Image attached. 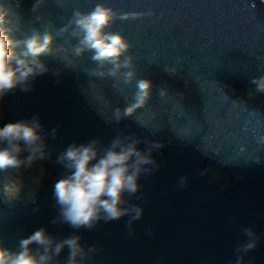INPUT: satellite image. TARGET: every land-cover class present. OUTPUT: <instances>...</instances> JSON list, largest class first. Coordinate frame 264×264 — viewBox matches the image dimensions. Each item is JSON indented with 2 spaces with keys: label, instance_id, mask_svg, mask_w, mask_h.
<instances>
[{
  "label": "water",
  "instance_id": "1",
  "mask_svg": "<svg viewBox=\"0 0 264 264\" xmlns=\"http://www.w3.org/2000/svg\"><path fill=\"white\" fill-rule=\"evenodd\" d=\"M43 60L50 68H59L60 76L49 73L38 77L31 91L17 89L0 99L3 122L39 114L46 132L59 125L56 138L46 140L52 156L38 165L47 169L49 176L34 199L15 205L4 203V170H0V242L14 248L21 237L40 227L58 238L73 234L66 224L50 223L57 215L53 187L65 174L55 163L56 154L73 141L99 136L107 142L124 130L162 141V155L156 156L161 167L141 179L144 198L132 200L143 207L142 218L132 225L133 234L126 227L127 216L108 223L100 221L91 230L81 228L76 232L83 245L96 247L87 264H229L235 259L234 249L245 240L241 232L245 226H251L260 236L256 249L245 256V264L249 258L252 264H264V162L222 165L195 145H174L167 138L154 137L136 119L128 118L119 125L107 123L84 100L75 71L52 59ZM208 166L220 168L231 185L221 188L213 183ZM185 174L187 187L178 188L179 177Z\"/></svg>",
  "mask_w": 264,
  "mask_h": 264
},
{
  "label": "clouds",
  "instance_id": "2",
  "mask_svg": "<svg viewBox=\"0 0 264 264\" xmlns=\"http://www.w3.org/2000/svg\"><path fill=\"white\" fill-rule=\"evenodd\" d=\"M40 3L43 0H37V4L33 5L34 12ZM250 7L255 8V4ZM130 15L137 14L121 13L117 16L111 8L97 3L86 13L74 11L69 25L61 31L74 26L72 35L78 39L71 49L73 55L78 57L90 52V60L96 62L100 69L111 65L107 72L94 70L96 76L108 75L128 84L135 77L132 57L127 55L129 42L119 32L108 29L115 19L127 20ZM5 18L6 12L0 7V99L17 89L31 91L38 77L49 73L54 77L60 76L59 68H50L41 59L52 53L53 36L47 31L42 34L34 32L22 41L14 40L7 34ZM21 46L22 51L17 53L16 49ZM164 72L176 75V69L167 66ZM54 82L58 84L60 81L56 79ZM250 83L252 87L247 89L249 99L264 95V75L252 78ZM151 89L150 80H136L133 102L123 108L116 107L106 122L119 125L131 118L137 109L145 105ZM159 94L165 96L166 90L160 89ZM3 121L4 114L0 112V170H27L51 159L52 151L46 140L56 138L59 125L46 132L39 114ZM163 147L162 141L149 140L124 130L117 131L107 142L96 136L85 142L69 143L56 154L55 163L62 166L65 174L56 180L53 187L57 215L50 223L58 226L66 224L74 230L73 234L58 238L45 227H40L21 237L14 248L0 242V264H87L96 247L83 245L81 236L76 232L81 228L91 230L100 221L108 223L127 216L126 227L129 234H133L132 225L142 218L143 207L132 200L144 198L140 181L160 169L156 156L162 155ZM39 171L44 175L47 170L40 165ZM187 183L188 176L185 174L179 177L177 186L185 188ZM241 232L245 240L236 246L235 259L229 264H245V256L258 246L260 236L254 228L245 226ZM65 249L66 255L61 258ZM247 264H252L251 258Z\"/></svg>",
  "mask_w": 264,
  "mask_h": 264
},
{
  "label": "trees",
  "instance_id": "3",
  "mask_svg": "<svg viewBox=\"0 0 264 264\" xmlns=\"http://www.w3.org/2000/svg\"><path fill=\"white\" fill-rule=\"evenodd\" d=\"M97 3L111 8L117 16L121 13L137 14L136 16L130 15L127 20L115 19L108 29L119 32L129 42L130 47L127 55L133 59L151 60L154 64L164 68L166 66L174 68L181 75L191 73L194 77H207L209 80L221 82L227 79L228 81L224 83L230 89L245 95H247V89L252 87L250 83L252 78L264 75V37L260 36L259 38L244 33L235 37L236 47L229 48L230 46L213 31L208 32L206 36L197 33L200 22L195 20L196 17L188 16L189 23L186 24L178 15V11L176 12L177 16H175V12L163 4L154 7L156 3L154 0H150L149 4L143 3L144 8L134 0H43L35 12L32 8L34 4H37V0H0V7L6 12L5 28L10 38L22 41L34 32L41 34L45 31L49 32L53 36V51L41 59H52L66 66L61 60L60 51L59 54H55L58 48L64 50V55L68 57L70 67H72L69 69L76 72L77 83L84 85L89 81L94 82L96 80L97 76L94 74V70L102 69L96 62L90 60V52H85L78 57L73 53L70 54V49L77 43L78 39L72 35L74 26H69L67 31L63 32L61 29L69 25L74 11L79 10L86 13L91 11ZM168 7L174 8L172 5H168ZM209 33H213L214 36L208 41L206 37ZM219 43L221 44L219 45ZM154 48L156 49L154 50L156 51V58L152 56L150 58V53ZM16 51L17 53L21 52L22 46ZM235 54L237 58L232 57ZM227 96L230 98L229 95ZM253 98L259 99L253 101L255 104L253 102L251 104L257 105L253 108L255 110L254 116L259 119L260 124H264V95H256ZM84 100L86 103L88 102L87 104L91 108L99 110V106L92 96H84ZM143 124L150 129L149 123ZM167 131L164 130L156 136L166 137L171 144H179V140L173 137L172 133H169L170 131ZM259 135L262 134L259 133ZM198 137L202 138V133ZM193 143L199 147L201 140L196 138ZM258 143L257 154L248 160L240 156L230 158L227 150H223L226 153L221 151L216 153L209 149L204 155L217 158L220 161L230 158L229 162L237 165L256 164L264 161V140ZM48 176L49 173L37 191L46 185ZM4 179L3 174L2 185ZM27 197V192L22 190L14 199H9L3 194V201L8 205H15L25 202Z\"/></svg>",
  "mask_w": 264,
  "mask_h": 264
},
{
  "label": "rangeland",
  "instance_id": "4",
  "mask_svg": "<svg viewBox=\"0 0 264 264\" xmlns=\"http://www.w3.org/2000/svg\"><path fill=\"white\" fill-rule=\"evenodd\" d=\"M194 10L196 11L195 8ZM201 33L203 36L207 35L206 30H202ZM222 39L227 42V45L232 42ZM154 50L156 49L151 51L150 58L151 56L156 58ZM59 51L62 62L66 64V67L72 68L68 57L64 55V50L58 48L55 54H59ZM232 57L237 58V55ZM109 67L110 65H106L102 71L107 72ZM132 68L135 77L128 84L123 83L122 79L118 80L108 75L97 76L94 82L89 81L84 85L77 83L79 87L80 85L82 87L81 93L84 96H92L98 104L99 110L95 108V111L103 120H108L116 107L123 108L133 102L136 80L144 78L152 82L151 94L145 105L137 109L131 118L141 123H149L150 130L154 134L160 135L162 131L168 130L167 132L170 131L169 133L179 140V144L186 145L194 144V139L198 138L201 143L197 147L203 154H206L209 149L216 153L219 151L226 153L223 150H227L230 158L241 156L245 160L254 158L257 154L258 142L264 140V135H257L254 131L257 130L255 121L251 128L248 119L251 120L250 122L256 120L252 114L253 110L242 107L239 102L244 101L242 99L244 94L240 95L230 89L224 83L228 81L227 79L222 82L214 81L207 77H194L191 73L181 75L177 73V70L175 76H170L164 72V67L154 64L151 60L139 61L132 58ZM223 87H229L227 91L236 102L225 105L226 102L222 99L223 91L220 92L221 96L216 93V90L220 91ZM162 88L166 90V95L163 97L159 94ZM237 104L241 106H235ZM244 110L246 113L242 117L241 112ZM201 133L203 137L199 138ZM230 158L224 161L219 160V162L232 164L229 162ZM39 167L37 164L27 170L23 168L6 169L2 193L9 199H14L20 191L25 190L28 194L27 199H34L45 176L49 173L46 169V174L41 175ZM207 170L213 183L221 188L231 185L228 176L224 175L220 168L208 166Z\"/></svg>",
  "mask_w": 264,
  "mask_h": 264
},
{
  "label": "bare ground",
  "instance_id": "5",
  "mask_svg": "<svg viewBox=\"0 0 264 264\" xmlns=\"http://www.w3.org/2000/svg\"><path fill=\"white\" fill-rule=\"evenodd\" d=\"M88 103V102H87ZM238 133V132H237ZM229 137V136H228ZM246 151V150H245ZM246 153V152H245ZM247 154V153H246ZM241 157V156H240ZM255 157V156H254ZM247 158V157H246ZM220 164H222V165H231L230 163L229 164H227V163H224V162H221Z\"/></svg>",
  "mask_w": 264,
  "mask_h": 264
}]
</instances>
